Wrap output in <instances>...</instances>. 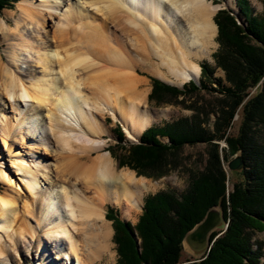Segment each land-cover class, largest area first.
I'll return each mask as SVG.
<instances>
[{"label":"bare ground","instance_id":"1","mask_svg":"<svg viewBox=\"0 0 264 264\" xmlns=\"http://www.w3.org/2000/svg\"><path fill=\"white\" fill-rule=\"evenodd\" d=\"M212 2L16 3L20 20L14 21L13 30L34 37L39 49H12L6 54V68H0L5 76L0 85V135L9 151L18 145L13 150L14 160H9L10 167L28 191L22 208L20 195L0 191L1 264H9L23 247L34 249L38 264H92L112 259L113 230L103 206L116 205L123 210V217H129L142 204L151 183L129 169L114 167L103 146L102 135L109 132L96 116L110 115L132 141L157 118L167 116L168 111L146 107V83L125 70H145L177 85L198 80L199 61L216 45L213 16L220 5ZM225 2L230 5L232 0ZM47 27L53 30V42L59 49L48 48ZM22 40L32 43L25 36ZM60 60L63 67L55 70L53 63ZM83 60L89 63L83 66ZM65 68H69L70 75L64 80L61 75L55 77ZM91 70L97 71V76L89 86L86 76ZM44 71L47 74L37 78L36 73ZM40 80L50 86L43 87ZM88 88L92 95L83 91ZM93 151L98 153L90 157ZM59 172L64 181L69 177L74 181L63 183L56 175ZM94 175L95 195L90 196L85 189ZM0 177L12 183L5 169ZM78 181L84 186H78Z\"/></svg>","mask_w":264,"mask_h":264},{"label":"trees","instance_id":"2","mask_svg":"<svg viewBox=\"0 0 264 264\" xmlns=\"http://www.w3.org/2000/svg\"><path fill=\"white\" fill-rule=\"evenodd\" d=\"M13 1L0 0V12L13 7ZM259 1L260 14L248 0H237L236 15L226 8L214 14V65L200 64L197 83L189 80L179 88L150 80V103L182 104L189 116L151 125L137 143L127 145L121 144L120 127L114 129L123 154L108 150L119 167L151 179L173 171L188 177L183 191L166 188L148 194L135 224L107 208L116 264L260 263L263 245L255 235L264 230V0ZM216 68L224 78L213 75ZM198 145L190 167L186 161L191 154L183 148ZM237 152L244 166L228 171L225 162ZM212 207L219 209L225 227L209 234L202 256L181 260L183 237Z\"/></svg>","mask_w":264,"mask_h":264},{"label":"rangeland","instance_id":"3","mask_svg":"<svg viewBox=\"0 0 264 264\" xmlns=\"http://www.w3.org/2000/svg\"><path fill=\"white\" fill-rule=\"evenodd\" d=\"M18 1L19 0H14L13 1V7H11V8H2V10L0 12V28H2V30L0 29V68H1V71L6 68V65L8 63L7 62L8 58L6 56V54H8L7 53L8 51L10 52L12 49L13 50H19L17 48H20L21 46L31 47L34 50L35 49H39V47L37 46V44L35 42V38L34 37H30L29 35H25V34H20L19 32H21V31H19V30L18 31L13 30V26L15 24L14 21H16L18 18H20V16H19L20 15V11L16 9L17 8L16 3ZM32 1L36 2V0H32ZM212 1L214 2V4H219L220 5L219 9H225L226 8L228 10H231V12L233 14H235V15L238 12V7L235 4L237 2V0H232L230 5L225 4L226 3L225 0H212ZM248 1L250 2L249 5H251L254 13L260 14L262 9H263V5H261L262 2L259 1V0H248ZM7 12H9L11 14L7 15L6 14ZM18 20H20V19H18ZM47 29H49V28L47 27ZM24 36L26 38H28V39L30 38V40H32V43H30V42L27 43V42H25V40H22V37H24ZM52 36H54V32H53V30L49 29L48 30V37H49L48 39H50V41L48 40L47 44H49L50 46H48V48L50 47L51 50L52 49H59V46L56 44V42H53L54 38ZM13 37H15V40H12ZM215 44H216V40H215ZM217 45L218 44H216L214 47H212V50H211V52H210V54L208 56L203 57L199 61V65L202 62H207L209 65H211V67L214 65V60H213V57L211 55L215 51ZM42 48H43V46L41 45L40 50ZM60 63H62L61 60L57 61L56 64H55V61H54L53 64L55 66H53V67H54L55 70L56 69L58 70V69H60V67L61 68L63 67L62 66L63 64H60ZM88 63H89V61L86 62V60H83L81 65L85 66ZM128 69L129 68L127 67V69L125 71L133 73V75L137 79H139L141 81H144L146 83L145 85L148 88L147 91H145L146 92L145 93L146 94V100H145L146 107L150 108L151 110H155V111L156 110L157 111L165 110V111L169 112V114L167 116H161V117L157 118L156 122H153L151 125L159 126V125H162V124H164L166 122H169L171 120H175L177 118L186 117V116L190 115L191 111L188 110V109H185V107H183L182 104H178V103H175V102L171 103V104L168 103V104H160V105H157V104H154V103H150L148 101V94L147 93H149L150 90H151V81L150 80L152 78L159 79L160 81H163V82H165L167 84H170V85L177 86L179 88H181V86L184 83H186L187 81L192 80V79H189V80L185 81L182 85H177V84H172L171 82L164 81L163 79L159 78L158 76L153 75V74H151V73H149V72H147L145 70L143 71V70H140V69H136L135 71H132V69L131 70L130 69L128 70ZM63 71H65V72H61V74H56L55 77H57V76L59 77L61 75L60 77L64 80V77L70 75L69 68H67V69L65 68ZM96 73H97V71L95 72V71H92V70L89 72V76L87 75L86 76L87 78L85 77L86 81L88 82V83H86V85L89 84V86H91L90 83L95 81L94 78H96V76H97ZM45 74H47V72H45V71L43 73H40V72L36 73L37 78H41V75L44 76ZM36 75H35V79H36ZM213 75L215 77L224 78V74L221 72V70H219V68L214 69V74ZM90 77H91V79H90ZM4 79H5V76L1 75V73H0V85H3V83L5 81ZM195 81H197V80H195ZM40 82L42 83L43 87H46L47 85H48V87L50 86V84H48L49 82H47V81L42 82L40 80ZM114 89H115V87L112 88L113 91H114ZM28 90L34 92V89L29 88ZM83 91L87 92V93L89 92L88 93L89 95L93 94V93L90 92V89L89 90L83 89ZM33 92L31 94H35ZM181 98L182 97H179V99H181ZM5 101H6V99L3 98V101H2L3 104L6 103ZM8 112H5V113H8ZM44 112L46 113L47 111L45 110ZM96 118L101 122V124L103 126V129L105 131L108 130V132H109V134L103 133V135H102V139L105 141V144L103 145L104 146V151H107L110 154V152L108 150V148H110V149L115 150L116 154L119 153V148H117V146H116L118 144V138L116 136V133L113 132L117 125L120 127V129L122 130V133L124 135V140L121 142V144L127 145V144H131V143H137L138 138H137V140H134V141L128 140L127 136L124 133V130H123L121 124L119 122L115 121L114 119H112V117L110 115H108L107 113H105L103 115L97 114ZM235 118L237 119V117H235ZM236 122H237V120H235V123H234L235 125H234V127L232 129L233 131H235V129H236ZM2 140L3 139H2V137L0 135V152H1V154H0V172H1L2 169L3 170L5 169L6 175L10 176V178L12 180L10 182H12V183H9L8 181H6V179L4 181L0 177V179L2 180V181L0 180V191L6 190V191L11 192L12 195H15V194L20 195L21 198H20V200L18 202H19V206L21 207L24 204V200L26 198H28V196H27L28 195V191H26V189L24 188V185L19 181V179H18L19 177L16 175V172H14L13 169H11L10 162H9L10 159L14 160V156H12L13 150H14L15 147L18 148V145L14 144L12 146V149L9 151L8 149H6V144H4V142H2ZM163 140L166 141V139H163ZM222 145L225 146L226 144L224 142H222ZM197 148H201V145H198L195 148H190L189 146H185L183 148L184 152H187V153L191 154L190 158L186 161L188 166H190V167L193 166V161H195V154H196V149ZM97 153L98 152H94L93 151L90 154V157H94ZM120 153L123 154V152H120ZM110 156H111V159L113 160V165H114L115 168H117L118 170H120V169H129V170H131L130 168H128L126 166L119 167L118 166V161L115 159V157L112 156L111 154H110ZM233 156H235V153H234V155L230 156V159ZM50 160H53V157H51ZM58 162L60 163V160H58ZM61 163L64 164V161H61ZM131 171H133L132 173H134L136 175L134 170H131ZM56 175L58 177L62 178V182L63 183L72 182L75 179V178L67 176V177H69V178H67V179H69V181H67V180L64 181L63 180V176L64 175H62V173L59 172ZM87 176H89L88 173L83 178L86 179ZM140 176H137V177H140ZM141 177H144V176H141ZM89 178H90V180L86 184V189L85 190L87 191L86 194H89L90 196H93V195H95V194H93V184L97 181V176L94 175V176H91ZM144 179H147V181L149 183H151L150 184L151 186H150V188L147 191L144 192V194L142 196V199H141L142 200V204H140L138 208L133 209V211L131 212V214H132V215H130L131 217L130 216L126 217V218L123 217L122 212H121L123 210L120 207H118L116 205H113V204H105L103 206L104 215H105V211L107 210V208H112L113 213H116L119 216L120 219H122L124 221H128V222H130L132 224H135L137 219H138V217H139V215H140V212H142L143 199L148 194H153V193H156V192H158L160 190H164L166 188L167 189H173V190H176L177 192H180V191H183L185 187H187V182H188L187 175H185V173L178 172V171H173V172H171V173L167 174L166 176H163V177H161L159 179H151V178H146V177H144ZM15 183L18 184L17 188H16ZM77 185L78 186H84L83 182H79V181H78ZM229 187H231V186L229 185ZM15 191L16 192L18 191V193H16ZM216 209L219 210L217 207H216ZM107 221H109L110 224H111L110 220H107ZM223 227H225V225H223V222L221 221V224L219 225V227L214 228V230H217V231L219 230L220 233H221L220 229H223ZM112 235H113V233H112ZM112 235H111V241H112ZM255 236H256V239L259 242H262V245H263L262 256L260 257V263L259 264H264V230H262V232H257ZM115 247L116 246H115L114 242L112 241L111 251L114 254H113V257H112V259L110 261H106L105 259H99V260H96L92 264H116L117 254L115 252L116 251ZM22 249H23V251L18 252L19 253L18 255L17 254L13 255L12 260H10L9 264H38L37 263L38 260H36L37 258L33 254V252H34L33 248H30L31 249L30 250L28 248L23 247ZM181 255H182L181 256V260L190 259V257L197 259L200 256H202V251L197 252V251L193 250L187 243L184 242L183 243V252H182Z\"/></svg>","mask_w":264,"mask_h":264},{"label":"water","instance_id":"4","mask_svg":"<svg viewBox=\"0 0 264 264\" xmlns=\"http://www.w3.org/2000/svg\"><path fill=\"white\" fill-rule=\"evenodd\" d=\"M197 81L193 80L195 83H197ZM243 163L244 161L240 152H237L235 156L225 162L226 168L229 171H241L244 166ZM221 221L220 211L217 210L216 207L210 208L206 212L203 219L194 227H191V230L185 234L181 242L187 243L197 252L202 251L203 254L209 248V234L214 230V228L219 227Z\"/></svg>","mask_w":264,"mask_h":264}]
</instances>
